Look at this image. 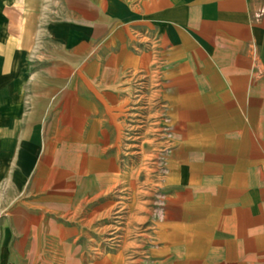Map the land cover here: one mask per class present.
<instances>
[{"label": "crops", "instance_id": "obj_1", "mask_svg": "<svg viewBox=\"0 0 264 264\" xmlns=\"http://www.w3.org/2000/svg\"><path fill=\"white\" fill-rule=\"evenodd\" d=\"M145 43V52L131 51ZM143 64H150L153 75L151 103L162 100L169 118L180 125L172 152L178 158L172 157L170 172L175 166L181 176L169 173L167 179L181 202L176 209L198 210L211 202L204 185L211 182L216 190L223 167L206 168L203 160L208 153L210 162L222 166L223 152L227 200L237 207L239 155L249 164L256 131L264 140V0H0V201L14 202L29 182L28 202L67 201L66 188L75 202L93 192L91 143L79 151L77 143L61 138H94L100 131L108 137L103 151H109L115 134L110 114L116 110L109 114L105 106L113 109L126 100L121 92L131 80L125 72L136 73ZM106 163L109 167L112 159ZM247 167L246 184L252 185ZM102 169L100 174L107 170ZM62 172L66 177L59 183ZM186 185L197 190L177 191ZM23 212L0 210L7 218L4 227L12 223L22 229ZM216 233L197 234L192 243L191 237L180 240L189 248L196 239L206 240L203 255L184 264L212 253L216 262L224 258L219 251L224 240L219 235L214 240ZM225 242L234 250L230 259L264 264L246 242Z\"/></svg>", "mask_w": 264, "mask_h": 264}, {"label": "rangeland", "instance_id": "obj_2", "mask_svg": "<svg viewBox=\"0 0 264 264\" xmlns=\"http://www.w3.org/2000/svg\"><path fill=\"white\" fill-rule=\"evenodd\" d=\"M144 45L148 44H134L131 51H135V54L145 52ZM149 73L150 64H143L136 73L130 68L125 72L126 79L131 80L134 99L138 100L140 94L144 98L141 106H138L139 112L135 111L136 107L132 105L126 107L127 110L122 113L112 111L113 115L118 114L116 122H110L114 132L117 129L116 124L123 125L122 130L118 127L119 133H122L119 153L117 148H113L117 138L115 134L112 139L113 147L105 153V139L108 142V137L105 138L100 131L96 132L98 136L94 138H61L62 143H77L79 151L86 145V141L91 143L89 154L94 158L92 165L93 174L96 176L93 179V192L89 191L85 196L79 195L75 202L70 201L71 198L67 196L71 193V188H66L63 189V198L68 197L67 201L28 202L27 195L32 192L29 182L21 192H16L14 202L0 201V210L24 211L19 224L17 223L23 226L22 229L14 228L12 223L7 224V228L4 227L7 218L0 216V253L5 254L0 260H7L6 264H184L188 258L195 259L203 255L202 246L206 244V240L196 239L195 245L190 248L188 243L183 244L180 240L191 237L192 243V237L197 234L211 236L214 232H219L213 237L214 240L216 235H219L220 239L223 238V249L219 251H222L224 258L220 256L216 262L212 253L193 264H245L246 260L242 257L230 259V253H234V250H230L226 239L246 242L255 258L259 262L264 261L262 132L256 131L254 138V161L251 160L247 164L246 155L244 158L239 155L237 207H232L227 200L230 184L225 180V152L219 154L222 166L221 163L215 165V162H210L208 159H211V155L207 153L203 165L209 169L218 167V171L223 167L224 176L218 178L220 181L216 190L212 189L211 182L205 183L204 197L211 202L205 203L204 206L202 204V208L198 210L190 209L179 213L176 208L181 202H176L174 188L168 186L167 179L169 173L171 178L181 176L179 171H174L175 166H172L170 172L172 157L178 158V153L172 152L176 140L175 128L180 125L170 120L166 104L162 100L153 101L155 107L151 111V105L148 103L151 92ZM185 123L187 128H194L193 122ZM223 144L226 145L225 140ZM108 159H112L109 167L106 163ZM247 165L250 168L248 173L252 178V185L246 184ZM114 167L118 168L121 175L119 184L112 188L96 187L101 182L97 178ZM102 168L107 170L100 174ZM59 175L58 173L60 183L66 173ZM83 177H79V186ZM197 177L190 176L191 179ZM206 177L210 179L209 171ZM176 189L179 192L197 190L196 186L192 185ZM90 197L94 198L91 200ZM212 204L215 205L214 210L208 209ZM75 211H78L79 216L72 218ZM176 213L182 217L179 218ZM21 239H26V243L18 245ZM212 248L211 244L206 250L210 253Z\"/></svg>", "mask_w": 264, "mask_h": 264}, {"label": "bare ground", "instance_id": "obj_3", "mask_svg": "<svg viewBox=\"0 0 264 264\" xmlns=\"http://www.w3.org/2000/svg\"><path fill=\"white\" fill-rule=\"evenodd\" d=\"M144 39V38H143ZM144 41V40H143ZM155 74V73H154ZM153 75H151L150 77H152ZM148 77V76H147ZM139 78V77H138ZM143 78V77H142ZM154 78V77H153ZM151 80V79H150ZM149 80V81H150ZM128 81V80H127ZM142 81V80H141ZM152 81V80H151ZM151 81H150V84H151ZM129 83V82H128ZM123 95H125L126 97V100L124 99V101L123 102H121V103H119V105L116 107V108H108L107 106H105V111H107L109 114H110V111L111 110H116L117 112H119V113H122L123 112V110L124 111H126L127 109H125L126 107L128 108L130 105H132V106H135L136 107V109L134 108V110L135 111H137V112H139V107L138 106H141V104H142V102H143V98L144 97H142V95L140 94L139 95V97L137 98L138 100H136V99H134V97H133V91H132V87H130L129 86V88H127V89H125V90H123L122 92H121ZM120 102V101H119ZM148 103L151 105V111H152V109H153V107H155L152 103H151V99H149L148 100ZM145 108V107H144ZM117 116H118V114L117 115H114V116H112L111 114H110V122H116V120H117ZM126 116V115H125ZM171 120V119H170ZM169 120V121H170ZM118 127H121V130H122V128H123V125L122 124H116L115 125V128H117L116 130H115V137H117L116 138V142H115V145H114V147L115 148H117V153H119V151H120V148H121V146H120V144H121V134L122 133H119V131H118ZM118 141V142H117ZM110 143H111V141H110ZM117 143H119L118 145H116ZM141 149V148H140ZM120 178H121V175H120V173H119V170H118V168L117 167H114L113 168V170H109L108 172H106L104 175H101V176H99L97 179L98 180H100L101 182L99 183V185H97L96 187H110L111 186V188H112V186L114 187V186H117L118 184H119V181H120ZM108 190V189H107ZM104 191V190H103ZM113 191V190H112ZM105 192H106V190H105ZM100 194V193H99ZM104 194V193H103ZM96 196V195H95ZM98 196V195H97ZM53 197V196H52ZM82 198V197H81ZM94 198V197H93ZM92 198V199H93ZM90 199H91V197H90ZM91 199V200H92ZM111 199V198H110ZM81 200V199H80ZM90 200V201H91ZM86 201V200H85ZM84 202V201H83ZM83 202H81V204L83 203ZM84 204H85V202H84ZM124 204V203H123ZM80 207V206H79ZM114 207V206H113ZM117 208V207H116ZM46 210V209H45ZM77 210H80V209H77ZM110 211V210H109ZM76 212V211H75ZM78 212V211H77ZM120 212V211H119ZM106 215V214H105ZM75 216V215H74ZM79 216V215H78ZM99 216H101L100 214H99ZM72 218H73V216H72ZM75 219V218H74ZM84 220H85V218H84ZM94 220H95V218H94ZM93 221V220H92ZM84 222V221H83ZM86 225H88V223L86 224ZM81 227V226H80ZM111 227V226H110Z\"/></svg>", "mask_w": 264, "mask_h": 264}]
</instances>
